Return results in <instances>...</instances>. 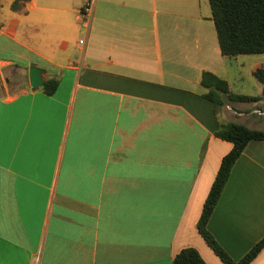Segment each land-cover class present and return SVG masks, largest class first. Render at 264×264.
Segmentation results:
<instances>
[{
	"label": "crops",
	"instance_id": "0c3cea01",
	"mask_svg": "<svg viewBox=\"0 0 264 264\" xmlns=\"http://www.w3.org/2000/svg\"><path fill=\"white\" fill-rule=\"evenodd\" d=\"M15 1L0 0V264H172L186 248L224 264L198 230L233 149L217 132L254 129L264 109L216 115L202 77L260 97L264 62L250 65L260 94L234 92L253 61L223 56L209 0H96L88 23L82 0ZM32 64L60 80L54 95L32 89ZM208 230L237 262L264 237V141L234 165Z\"/></svg>",
	"mask_w": 264,
	"mask_h": 264
},
{
	"label": "trees",
	"instance_id": "16d2710c",
	"mask_svg": "<svg viewBox=\"0 0 264 264\" xmlns=\"http://www.w3.org/2000/svg\"><path fill=\"white\" fill-rule=\"evenodd\" d=\"M28 1L16 0L12 5V9L16 12H25L24 3ZM209 2L223 56L264 54V0H209ZM254 76L263 85V94L260 97L235 94L231 91L230 85L225 79L211 72L203 74L202 85L208 89L205 97L213 102L216 115L221 108L229 104L238 102L256 103L264 100V67L258 68L254 72ZM59 85V79L50 78L46 81L42 90L48 95H54ZM217 137L232 143L233 149L222 160L221 167L204 204L198 230L224 264H251L264 250V237L244 258L237 262L229 256L210 233L208 223L230 178L234 165L251 141H264V128L256 130L240 123L228 122L220 125ZM172 264L207 263L198 250L186 248L175 257Z\"/></svg>",
	"mask_w": 264,
	"mask_h": 264
},
{
	"label": "rangeland",
	"instance_id": "374dc122",
	"mask_svg": "<svg viewBox=\"0 0 264 264\" xmlns=\"http://www.w3.org/2000/svg\"><path fill=\"white\" fill-rule=\"evenodd\" d=\"M241 60H250L253 62H246V67L243 69V73L246 75L244 81H238L236 80L233 84L234 92H242V93H248L250 95H259V82L254 79L250 72V65L255 64L256 62H264V54L262 55H242ZM7 76L4 80H0V98H6L8 97V94L4 93V90L2 89L4 85H7ZM11 76V75H10ZM27 82L26 77H24V74L22 72L18 73L16 76H12L10 79H8V85L11 87H16L18 85H22ZM13 94L11 93L10 96ZM244 109H251L254 107H258L259 109H264V105H262L260 102L256 103H250L243 105ZM256 119H252L250 122H246L247 125H251L252 128L261 130L263 129V118L260 116H256ZM249 120V118L247 119Z\"/></svg>",
	"mask_w": 264,
	"mask_h": 264
},
{
	"label": "water",
	"instance_id": "95a60500",
	"mask_svg": "<svg viewBox=\"0 0 264 264\" xmlns=\"http://www.w3.org/2000/svg\"><path fill=\"white\" fill-rule=\"evenodd\" d=\"M30 85L34 91H38L45 86V71L32 64L29 71Z\"/></svg>",
	"mask_w": 264,
	"mask_h": 264
},
{
	"label": "built area",
	"instance_id": "2783aa9c",
	"mask_svg": "<svg viewBox=\"0 0 264 264\" xmlns=\"http://www.w3.org/2000/svg\"><path fill=\"white\" fill-rule=\"evenodd\" d=\"M96 0H82L81 13L85 19V22L88 23L94 14ZM83 43V41H81Z\"/></svg>",
	"mask_w": 264,
	"mask_h": 264
}]
</instances>
